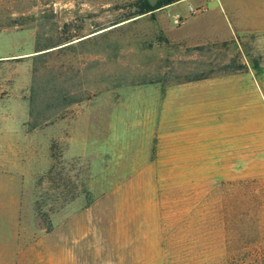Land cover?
I'll return each instance as SVG.
<instances>
[{"label":"rangeland","instance_id":"rangeland-1","mask_svg":"<svg viewBox=\"0 0 264 264\" xmlns=\"http://www.w3.org/2000/svg\"><path fill=\"white\" fill-rule=\"evenodd\" d=\"M137 2L0 0L37 232L68 264H264V0Z\"/></svg>","mask_w":264,"mask_h":264},{"label":"crops","instance_id":"crops-1","mask_svg":"<svg viewBox=\"0 0 264 264\" xmlns=\"http://www.w3.org/2000/svg\"><path fill=\"white\" fill-rule=\"evenodd\" d=\"M20 145L19 132L0 130V264H68L67 232L60 231L58 238L37 232L36 212L25 195Z\"/></svg>","mask_w":264,"mask_h":264},{"label":"trees","instance_id":"trees-1","mask_svg":"<svg viewBox=\"0 0 264 264\" xmlns=\"http://www.w3.org/2000/svg\"><path fill=\"white\" fill-rule=\"evenodd\" d=\"M167 3L168 2H165V0H158L155 4H150L148 0H138L135 14H144L147 12H151Z\"/></svg>","mask_w":264,"mask_h":264},{"label":"water","instance_id":"water-1","mask_svg":"<svg viewBox=\"0 0 264 264\" xmlns=\"http://www.w3.org/2000/svg\"><path fill=\"white\" fill-rule=\"evenodd\" d=\"M150 4H155L158 0H148Z\"/></svg>","mask_w":264,"mask_h":264}]
</instances>
